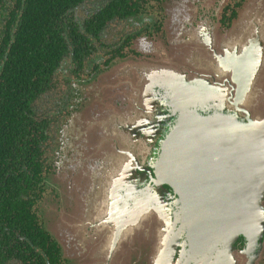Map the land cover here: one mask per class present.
Returning a JSON list of instances; mask_svg holds the SVG:
<instances>
[{"label": "water", "instance_id": "95a60500", "mask_svg": "<svg viewBox=\"0 0 264 264\" xmlns=\"http://www.w3.org/2000/svg\"><path fill=\"white\" fill-rule=\"evenodd\" d=\"M167 42L79 84L50 231L70 264H258L264 249V0L226 33L168 0ZM51 216V215H50Z\"/></svg>", "mask_w": 264, "mask_h": 264}, {"label": "flooded vegetation", "instance_id": "af4514ba", "mask_svg": "<svg viewBox=\"0 0 264 264\" xmlns=\"http://www.w3.org/2000/svg\"><path fill=\"white\" fill-rule=\"evenodd\" d=\"M110 1L105 0L98 4L97 0H86L75 8L71 15L74 16L72 24L77 28L74 33L88 39L89 47L83 51L85 54L82 57H76L74 51L77 45L73 44L76 39L70 36L69 50L60 61L58 71L47 84L40 86V94L31 104L36 111L37 120L49 122V140L41 143L46 151L45 168L39 181L32 180L24 185L23 195L28 200V208L0 212V264H70L49 228L50 218L61 210L58 190L49 184V177L57 169L62 147V129L75 108L76 89L82 82L90 81L93 76L106 71L117 59L131 55L149 57L143 51V46L135 48L137 41L152 39L167 42L165 23L168 16L165 5L168 0H142L132 3L131 13L124 6H119V15L106 23L98 33L100 38L96 39L93 30L88 31L87 22ZM247 1L193 0L199 8L193 19L194 23L207 21L211 27L226 33L233 27L239 10ZM11 5L13 3L8 4V7ZM5 10L6 14L0 17L1 28L9 16L7 7ZM80 12L82 16H79ZM64 21L65 25L70 22L69 18ZM114 22L125 23L127 26L123 28L118 40L109 42L108 28ZM66 29L69 30L68 27ZM83 48L86 47L83 45ZM21 174L24 175V172L16 175ZM24 226H28V230ZM39 231L42 233L38 237ZM257 262L264 264V249Z\"/></svg>", "mask_w": 264, "mask_h": 264}, {"label": "trees", "instance_id": "16d2710c", "mask_svg": "<svg viewBox=\"0 0 264 264\" xmlns=\"http://www.w3.org/2000/svg\"><path fill=\"white\" fill-rule=\"evenodd\" d=\"M84 1L0 0V17L6 14V7L9 11L6 24L0 27V212L28 208L24 185L39 181L45 168L46 151L41 143L49 140V122L37 120L31 104L39 96L40 86L58 71L69 50L70 36L76 39V57L88 49V39L74 33L77 28L71 16ZM140 1L111 0L88 20V31L100 38L98 33L106 23L119 15V6L131 13L132 3ZM66 18L70 20L67 25ZM76 90L78 100V87ZM19 172L24 175H16ZM24 228L28 230V226Z\"/></svg>", "mask_w": 264, "mask_h": 264}, {"label": "rangeland", "instance_id": "374dc122", "mask_svg": "<svg viewBox=\"0 0 264 264\" xmlns=\"http://www.w3.org/2000/svg\"><path fill=\"white\" fill-rule=\"evenodd\" d=\"M105 0H97V3H102ZM79 16H82V12L78 13ZM127 25L125 23H117L114 22L112 25L109 26L108 28V35H107V41L112 42V41H116L118 40L122 33H123V28L126 27ZM131 30V29H129ZM60 91H63V89H61Z\"/></svg>", "mask_w": 264, "mask_h": 264}]
</instances>
